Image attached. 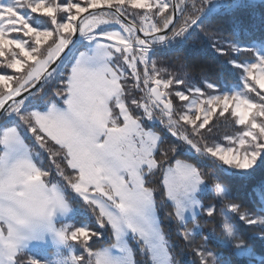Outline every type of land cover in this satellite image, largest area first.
Returning <instances> with one entry per match:
<instances>
[{"label": "snow or ice", "instance_id": "6c2138e0", "mask_svg": "<svg viewBox=\"0 0 264 264\" xmlns=\"http://www.w3.org/2000/svg\"><path fill=\"white\" fill-rule=\"evenodd\" d=\"M254 9V0H0V264H178L157 175L196 264H264L232 219L258 226L253 239L264 241V181L248 193L251 208L234 191L264 175V13L259 36L243 27L221 43L214 30L215 50L235 53L233 86L194 83L157 59L206 20ZM221 118L238 134L220 139ZM153 124L179 143L165 149ZM180 153L190 158L173 159ZM208 193L227 210L224 239L213 237L221 251L207 247L211 233L193 239L201 213L216 212L202 202Z\"/></svg>", "mask_w": 264, "mask_h": 264}, {"label": "trees", "instance_id": "16d2710c", "mask_svg": "<svg viewBox=\"0 0 264 264\" xmlns=\"http://www.w3.org/2000/svg\"><path fill=\"white\" fill-rule=\"evenodd\" d=\"M191 3V0H189ZM255 9L253 12H245L240 16L239 20L233 19H219L214 18L212 20H206L203 25L196 28V34L193 36L192 40L184 46L182 50H170L167 55L158 57V62L163 60L165 66H171L172 70L177 74H183L184 71H187L188 75L192 78L194 83H199L201 80L207 78L211 81H224L229 86L235 85L238 83V78L240 72L234 70L230 64L227 62L234 56V53L229 55H222L218 53L214 48L213 44L217 41L213 39L215 36V29L218 27L223 28L222 37L231 41L236 39V36L240 29L243 27H250L255 30L257 36L261 33L258 29L260 17L264 13V5L261 4V1H255ZM251 55L249 53H243L239 56V59L245 60L250 59ZM182 65H190L191 67L187 69H182ZM11 73L12 70H7ZM131 82V81H130ZM179 87H184L183 85ZM52 97V92H49L48 99ZM217 124V127L214 129V132L217 136L222 139L225 135H237L240 129L239 125H234L232 120L229 118L227 120L221 118L219 121L214 120ZM153 129L164 135L166 137L167 143L164 145V148H168L171 144L179 143L175 137H173L167 130L159 124H153ZM31 144V141H28ZM173 154L170 153V157ZM190 157L187 153H180L173 157V159H182L188 160ZM205 165V170L208 172L215 171V168L211 165L209 161L203 162ZM156 183L151 186L157 189V205L162 206V211H160L161 221L164 226V231L169 238L170 244L174 247L172 252L174 258L178 261V264H196L197 257L192 253L191 249L185 247V243L180 239L179 232H182L183 229L180 228L179 224L176 222H170L169 213H173L174 209L171 206L170 202H167L166 197L161 195V189L159 186L161 176L157 175L154 177ZM261 181H264V175H257L251 181L247 183L245 187L236 186L234 189L235 192L239 194L241 199H236L237 203H244L246 207H253L251 199L248 196L251 188L255 185H258ZM202 201L205 205L215 204L216 212L212 217H208L206 213H202L198 217V223L202 228V235L195 236L193 239L196 244H201L204 242V237L209 236L207 241V246L214 251H221L218 247L217 240L224 239V234L221 228L224 216L222 213L227 210L224 209L223 205L219 204L214 195L209 193L202 196ZM78 207L82 208V204L78 203ZM91 214V213H90ZM92 215V214H91ZM233 221L241 229L244 234L245 239L253 244L257 249V252L264 251V241H261L258 238L253 239V237H259L262 233L258 226H249L243 221H239L235 218V214L232 215ZM193 225L190 223L188 228L191 229ZM110 235V233L108 234ZM106 236L105 238L99 239L94 247H101L107 245L111 242V236ZM228 253L225 252V256ZM140 259V256L137 255Z\"/></svg>", "mask_w": 264, "mask_h": 264}, {"label": "rangeland", "instance_id": "374dc122", "mask_svg": "<svg viewBox=\"0 0 264 264\" xmlns=\"http://www.w3.org/2000/svg\"><path fill=\"white\" fill-rule=\"evenodd\" d=\"M255 1H261V0H255ZM115 27H118V26H115ZM13 35H16V34H13ZM217 41V40H216ZM227 41V39H225V38H223V41H221V43H223V42H226ZM214 45V44H213ZM212 45V46H213ZM214 48V47H213ZM215 49V48H214ZM235 54V53H234ZM129 71V73H130V69L128 70ZM237 81H239V78H238V80ZM237 84V83H236ZM231 86H233V85H231ZM182 88V87H181ZM254 95V94H253ZM52 98V97H51ZM51 98H49V99H51ZM183 103V102H182ZM157 132V131H156ZM30 135V134H29ZM225 143H226V141H225ZM209 194V193H208ZM205 195H207V194H205ZM203 196V195H202ZM202 196H201V199H202ZM203 202V201H202ZM81 210H83V208H81ZM202 214V213H201ZM89 216H91V214L89 213ZM108 236H111V235H108ZM132 243V246L135 248V243L134 242H131ZM203 243H205V241L204 242H202L201 244H203ZM108 245V244H107ZM107 245H103V246H101V247H104V246H107ZM208 247V246H207ZM142 258L140 257V259L138 258V256H137V260L138 261H140Z\"/></svg>", "mask_w": 264, "mask_h": 264}, {"label": "crops", "instance_id": "0c3cea01", "mask_svg": "<svg viewBox=\"0 0 264 264\" xmlns=\"http://www.w3.org/2000/svg\"><path fill=\"white\" fill-rule=\"evenodd\" d=\"M30 144V143H29Z\"/></svg>", "mask_w": 264, "mask_h": 264}]
</instances>
